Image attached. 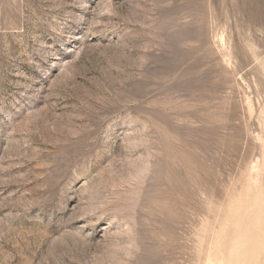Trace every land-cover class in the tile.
Returning a JSON list of instances; mask_svg holds the SVG:
<instances>
[{"label":"rangeland","instance_id":"obj_1","mask_svg":"<svg viewBox=\"0 0 264 264\" xmlns=\"http://www.w3.org/2000/svg\"><path fill=\"white\" fill-rule=\"evenodd\" d=\"M0 264H264V0H0Z\"/></svg>","mask_w":264,"mask_h":264}]
</instances>
